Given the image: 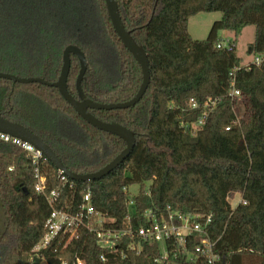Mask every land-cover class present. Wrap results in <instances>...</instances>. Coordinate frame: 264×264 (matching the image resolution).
<instances>
[{"label":"trees","instance_id":"16d2710c","mask_svg":"<svg viewBox=\"0 0 264 264\" xmlns=\"http://www.w3.org/2000/svg\"><path fill=\"white\" fill-rule=\"evenodd\" d=\"M118 5L126 29L146 50L150 83L133 106L90 112L133 130L136 144L117 168L91 181L63 179L43 156L47 190L58 193L55 208L75 214L90 193L96 210L108 218L105 228H126L129 215L133 226L146 225L148 210L211 215L208 232L220 264H264V60L244 65L236 48L243 29L254 25L249 52L264 53V0H118ZM217 11L222 18L208 37L194 39L190 17ZM222 30L234 34L232 47L217 46ZM69 44L86 55L82 88L88 98L123 102L137 93L141 66L116 33L105 0H0V71L55 82ZM79 70L72 54L68 88L76 98ZM232 75L240 90L236 101L229 95ZM191 98L200 106L189 108ZM210 99L216 105L196 126ZM238 101L244 106L239 121ZM0 114L41 136L78 173L101 169L126 146L121 137L85 121L58 88L39 82L0 78ZM77 130L82 142L74 139ZM35 171L28 151L0 139V264H31L35 254L47 264H74L76 257L86 264H163L157 261L159 243L133 249L127 237L117 248H104L84 228L69 242L59 235L36 251L52 207L35 189ZM133 184L139 190L130 204ZM236 193L246 203L233 207ZM198 240L188 244L191 252ZM168 247L169 264H206L202 256L188 261L172 242Z\"/></svg>","mask_w":264,"mask_h":264},{"label":"built area","instance_id":"2783aa9c","mask_svg":"<svg viewBox=\"0 0 264 264\" xmlns=\"http://www.w3.org/2000/svg\"><path fill=\"white\" fill-rule=\"evenodd\" d=\"M217 46L232 47L230 42L227 45L223 44L221 41L218 42ZM263 60L264 53L256 54L249 63L258 65ZM229 95L233 101H236L240 96V90L236 87L233 75ZM216 103V99H210L204 103L206 110L197 121L196 126H200L205 122L208 113L214 108ZM199 106V102L194 98H191L188 102V107L191 109ZM239 120L240 118L237 116V121ZM227 129H229V127H227ZM0 139L21 146L28 151L33 158V163L36 165L35 176L37 178V183L35 189L46 198L47 202L52 207V211L45 223L46 232L36 245V251L50 246L59 235H67V242H69L72 238L78 237L80 229L84 228L93 232L97 237L98 243L104 248H117L118 244L125 242L127 237V245L133 249L140 246L143 242L150 241L159 243L161 245V255L157 261L163 264H169L170 250L168 244H170V242L177 246L176 249H178L179 253L182 252L187 255L188 261H195L196 258L202 256L206 260V264H220V254L215 251L214 243L208 232L212 223L211 215L183 213L178 210L169 209H167L166 212L148 210L144 213V217L148 221L146 225L133 226L131 223V216L129 215L127 220L128 226L126 228H105L104 224L108 221V218L96 210L91 203L90 193L84 196L82 206L75 214L56 209L54 205L58 199V193L57 191L48 192L47 190V179L40 168V161L43 157L42 153L32 145L10 135L0 133ZM60 175L63 179L67 177L62 172H60ZM126 190H128V188H126ZM240 201L246 203L242 198L239 202ZM129 202L130 204L133 203L132 196ZM197 237L199 239L198 243L194 246V251L191 252L188 244ZM172 252L174 256L178 255V252ZM34 256L30 259L31 264L34 260ZM74 264H86V262L81 257H76ZM173 264L177 263L174 262Z\"/></svg>","mask_w":264,"mask_h":264},{"label":"water","instance_id":"95a60500","mask_svg":"<svg viewBox=\"0 0 264 264\" xmlns=\"http://www.w3.org/2000/svg\"><path fill=\"white\" fill-rule=\"evenodd\" d=\"M105 2L109 18L116 33L123 42L124 46L138 61L142 69V83L137 93L131 99L123 102L105 103L88 98L82 88V81L85 78L88 63L84 51L76 44H69L65 47L63 51V64L61 67V72L58 80L55 82H50L39 76L23 77L13 73L0 71V78L9 79L14 82L20 83L39 82L48 86L58 88L63 98L73 106L75 111L85 121L100 130L121 137L126 142L125 148L101 169L95 172L78 173L71 170L62 161L55 150L41 136L36 134L27 126L19 122L12 121L0 114V133L19 138L23 142L32 145L34 148L40 151L42 155L45 156L50 162H52L60 172H62L71 180L91 181L101 179L102 177L112 172L115 168H117L130 155L136 144L135 132L117 121H104L96 117L93 113L90 112V109L110 110L117 108H128L135 105L141 100L144 93L146 92L151 78L150 65L146 50L142 45L136 42V40L131 35V32L126 29L120 14L118 0H105ZM249 51H251V48H249ZM72 54L76 55L80 62V70L76 79L78 98L71 94L68 88V76L71 68ZM32 264H42V258L38 255H35Z\"/></svg>","mask_w":264,"mask_h":264},{"label":"rangeland","instance_id":"374dc122","mask_svg":"<svg viewBox=\"0 0 264 264\" xmlns=\"http://www.w3.org/2000/svg\"><path fill=\"white\" fill-rule=\"evenodd\" d=\"M222 18V13L217 12H200L196 15H193L189 19V25L188 29L190 34L194 39L197 40H203L206 39L209 35L210 29L213 25V23L217 20H220ZM219 39H221V42L223 44H229L230 41H233L234 34L227 30H222L219 32ZM255 39V26L249 25L245 27L240 35V37L236 41V48H237V54L242 59V63L244 65L251 62L254 58V54L249 52V48L251 44L254 42ZM235 110L237 113L238 118L243 117L244 113V106L243 104L238 101L235 103ZM76 141H83V135L78 132V130L75 133ZM145 187H148V183L145 184ZM139 190L138 184H133L129 186V191L132 194H137ZM241 199L240 194L236 193L234 197L231 199L232 206H236ZM4 214L2 210L0 209V226H2ZM3 227V226H2ZM42 264H47V262L43 259Z\"/></svg>","mask_w":264,"mask_h":264}]
</instances>
